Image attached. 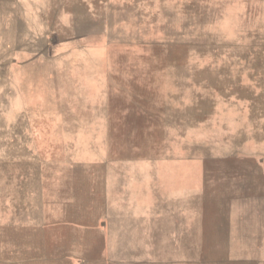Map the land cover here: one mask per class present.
Masks as SVG:
<instances>
[{
    "label": "rangeland",
    "instance_id": "374dc122",
    "mask_svg": "<svg viewBox=\"0 0 264 264\" xmlns=\"http://www.w3.org/2000/svg\"><path fill=\"white\" fill-rule=\"evenodd\" d=\"M257 156L264 0H0V264H264V190L244 182ZM69 165L94 167L93 184ZM102 165L185 170L157 193L182 201L187 229L158 222L143 248L123 221L122 248L74 252L100 217ZM40 212L70 217V249L24 252V213Z\"/></svg>",
    "mask_w": 264,
    "mask_h": 264
},
{
    "label": "crops",
    "instance_id": "0c3cea01",
    "mask_svg": "<svg viewBox=\"0 0 264 264\" xmlns=\"http://www.w3.org/2000/svg\"><path fill=\"white\" fill-rule=\"evenodd\" d=\"M252 114L253 110L250 111V116ZM257 157H259V160L255 161L256 165L253 168L249 167L250 165L244 167V182L253 185V181H260L262 184L261 189L264 190V157ZM248 158L253 162L254 155L250 153ZM91 168L94 170V167ZM91 168L78 165L66 167L67 170H71L75 174L72 177V181H75L76 185L79 184L82 189H85L91 183L93 184L94 176ZM95 169L100 174L99 182L102 187L100 217L95 219L97 222L96 226L94 224L88 227L85 225L84 229H80L83 235L73 237L72 248L74 252L77 242L80 241L89 248L96 242V245L104 252H108L113 245L122 248L125 242L121 238H124V234L123 232L119 233V231L115 232L113 229L114 224H116L115 228L117 226L119 228L118 223L123 221L135 222L136 229L138 228L137 225H139L140 237L144 238L141 242L143 248L153 247L158 222L169 223L172 230H177V234L173 236L174 239L180 234L179 231L182 230L183 222L184 229H187L188 215L187 210L183 212L182 201L180 203L176 201L178 198L169 200L168 198H172V196L167 192L160 193L162 199H158L157 193L158 185L188 182L185 170H173L172 167H158L155 165H102L95 167ZM58 174V178H60V172ZM45 181V178H38L40 189L44 188ZM87 196L92 197L93 193L91 191L88 194L84 193V197ZM181 198L180 200H182ZM232 202H230L226 212V219L229 224L226 231L228 245L232 243L231 222L233 218L230 213ZM178 206H180V209ZM185 207L187 208V204H185ZM216 214V221H219L220 209H217ZM68 218L70 217L66 215H53L43 212L38 214L24 213V247H27L24 252L60 253L63 243H67L70 249L71 241L65 239L66 237L62 239L61 230L66 228L68 229L67 231H70V228L73 227L74 231H76L77 226L69 224L72 221ZM82 238L83 240H81ZM48 247H51V249ZM142 251L144 252L145 250L142 249ZM68 259L71 261V257ZM150 262L147 260L141 263L151 264ZM72 264H78L75 255L72 257ZM79 264L89 263L83 261L79 262ZM104 264L109 263L106 261Z\"/></svg>",
    "mask_w": 264,
    "mask_h": 264
}]
</instances>
